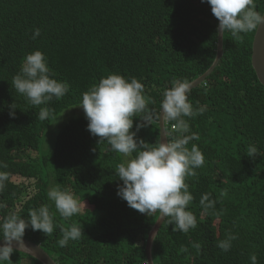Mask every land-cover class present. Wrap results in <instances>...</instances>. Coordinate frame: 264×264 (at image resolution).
Segmentation results:
<instances>
[{
  "label": "trees",
  "instance_id": "1",
  "mask_svg": "<svg viewBox=\"0 0 264 264\" xmlns=\"http://www.w3.org/2000/svg\"><path fill=\"white\" fill-rule=\"evenodd\" d=\"M203 2L197 6L195 0H0V161L7 164L0 171L10 177L19 170L37 179L35 185L6 182L0 192V203L6 205L0 208V222L10 212L27 219L31 210L48 205L54 216L53 233L29 227L24 237L40 243L59 264H143L147 260L143 241L159 213H140L117 194L123 181L116 166L123 157L107 141L99 142L88 130L89 121L75 117L72 107L77 110L82 93L101 78L118 73L139 79L149 109L159 112L162 94L174 79L194 80L216 57L218 20L207 0ZM254 2L263 14L264 0ZM36 28L41 35L33 39ZM255 32L242 34V39L225 32L220 64L206 83L190 92L194 107H207L202 115L185 117L190 132L200 137L189 147L196 144L205 157L197 175L186 181L194 197L189 210L197 218V227L187 234L173 231L171 218H166L154 242L155 264H251L252 253L257 264H264V155L246 154L250 145L264 154V85L252 64ZM35 50L60 61L56 72L71 86L67 96L50 104L58 131L48 142L47 125H30L34 141L47 149L40 162H31L24 151L21 128L31 105L11 83L24 57ZM13 103L14 117L9 115ZM159 121L153 119L141 128L137 138L154 144L160 139ZM138 123L144 121L134 117L132 131ZM172 123L167 121V127L175 136ZM55 186L73 190L93 209L61 217L47 196ZM222 189L228 190L227 196L220 195ZM205 193L217 201L219 215L200 205ZM73 223L82 229L81 237L60 247L61 229ZM123 232L137 242L135 247L119 244ZM229 233L237 239L224 252L217 242ZM193 243L201 244L199 252ZM182 247L188 251L181 252ZM5 264L42 262L16 250Z\"/></svg>",
  "mask_w": 264,
  "mask_h": 264
},
{
  "label": "clouds",
  "instance_id": "2",
  "mask_svg": "<svg viewBox=\"0 0 264 264\" xmlns=\"http://www.w3.org/2000/svg\"><path fill=\"white\" fill-rule=\"evenodd\" d=\"M203 1L195 0V4L197 6L205 4ZM207 3L210 4L211 11L218 20L217 33L219 35L224 36L225 32H229L233 38L242 39V34L257 31L264 24V14L256 10L254 0H207ZM198 29L200 30L201 27ZM40 35L41 29L36 28L32 38L36 39ZM207 39L208 37L203 47ZM213 63L200 76L206 75ZM59 64L61 62L49 54L35 50L24 57L20 71L11 81L16 93L25 97L31 105L28 106L29 111L26 113L27 116L21 128L23 148L31 162H40L41 156L47 149L44 147L41 151L42 142L34 141L30 125L33 122L42 126L47 125L49 130L45 141L48 142L50 136L58 131V123L50 113L52 111L50 104L56 102V99L67 96L71 91L69 81L56 72V66ZM218 65L202 83L207 82V78L212 75ZM50 69H54L53 72ZM191 89V81L174 79L171 86L166 88L162 94L160 111L153 112L149 109V100L144 95L145 86L139 79L135 77L129 79L121 74L113 73L101 78L98 84H93L89 90L82 93L81 102L76 107L77 110L72 107L75 117L82 119V122L83 120L89 121L88 130L93 136L99 137V142L107 141L111 150L123 157V161L116 166V174L123 181V184L118 187L117 194L127 201L129 207L140 213L149 216L159 213L160 220L170 217L169 223L174 224L173 231L185 234L197 227V218L189 210L194 197L186 181L187 178L196 176V169L205 164V157L200 148L196 144H191L189 147L191 141L199 140L200 137L198 133L190 132V124L185 117L195 118L207 110V107L203 105L194 107L189 100ZM10 108L12 111L9 115L14 117L16 104H11ZM134 117H141L144 123L136 124L135 131H132ZM153 119L165 121L167 128L165 135L168 138L166 141L159 139L152 144L137 138L140 129L147 124H152ZM167 121L173 122L171 130L176 133L175 136L169 133ZM246 154L253 158L257 154L264 155L254 145L247 148ZM6 168L7 164L0 161V169ZM9 179L16 183L37 184V179L33 176L9 177L8 172L0 171V192H3ZM220 195L227 196L228 190L222 189ZM47 196L54 202L55 209L60 216L65 219L79 214L82 211L81 203L89 204L87 199H81L73 190L62 189L59 186L51 187ZM210 196L211 193L203 194L199 203L205 211L212 210V214L219 215L220 213L215 211L217 201L210 199ZM89 205L92 207L89 209H93V206ZM5 207V204L0 203V208ZM155 223L149 230V234ZM29 227L33 231H42L46 235L53 233L54 216L50 213L48 205L31 210L27 219L16 212H10L0 222V238L5 241L3 245H0V264L11 261V254L14 251L21 252L20 250L30 249L23 239H30L24 237ZM61 231L63 236L57 241L60 247L67 246L69 240H78L82 235V229L75 223L69 228H62ZM122 234L123 241L119 244L124 247L128 245L135 247L137 242H134L132 236L127 232ZM149 234L143 241L146 245V253ZM235 239L237 236L229 233L225 239L217 242V247L227 252L231 249L232 241ZM192 246L197 252L201 249L200 243H193ZM180 251L187 252L188 248L182 247ZM250 261L251 264H257L258 258L255 253L250 255ZM143 264H149L148 257Z\"/></svg>",
  "mask_w": 264,
  "mask_h": 264
},
{
  "label": "water",
  "instance_id": "3",
  "mask_svg": "<svg viewBox=\"0 0 264 264\" xmlns=\"http://www.w3.org/2000/svg\"><path fill=\"white\" fill-rule=\"evenodd\" d=\"M263 14H264V11H263ZM217 44H218L217 55H216V59L212 67L206 73V75H202L198 77L196 80L191 81L192 89L198 87L205 80L206 76L220 63L224 55V36L223 34L219 35L218 33V43ZM252 64H253V68L255 69L260 82L264 85V24H262L258 28V30L255 32V35H254L253 47H252ZM159 123H160V139L166 141L168 138L165 135V132H167L165 121L161 119ZM165 220L163 219L160 220V217H159L149 234V240L147 244V257H148L149 264H155L154 257H153V245L155 242V238ZM23 239H24L25 244L30 249L20 250L21 252H24V253H27L28 255H32L36 257L37 259L42 261L43 264H58L40 244L30 239H26V238H23ZM4 243L5 241L1 239L0 245H3Z\"/></svg>",
  "mask_w": 264,
  "mask_h": 264
},
{
  "label": "rangeland",
  "instance_id": "4",
  "mask_svg": "<svg viewBox=\"0 0 264 264\" xmlns=\"http://www.w3.org/2000/svg\"><path fill=\"white\" fill-rule=\"evenodd\" d=\"M43 149H44V146L42 145V147H41V151H43ZM20 176H22V173L18 170H15V171H13L11 174H10V177H20ZM32 193L34 194L35 193V189H33V191H32ZM81 203V202H80ZM87 208H92L88 203H86V202H83V203H81V210L82 211H84L85 209H87Z\"/></svg>",
  "mask_w": 264,
  "mask_h": 264
}]
</instances>
